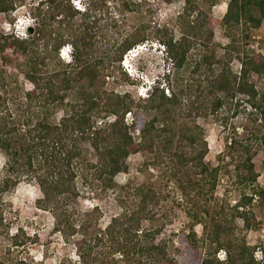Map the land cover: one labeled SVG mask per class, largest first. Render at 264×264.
Wrapping results in <instances>:
<instances>
[{
	"label": "trees",
	"instance_id": "1",
	"mask_svg": "<svg viewBox=\"0 0 264 264\" xmlns=\"http://www.w3.org/2000/svg\"><path fill=\"white\" fill-rule=\"evenodd\" d=\"M220 1L185 0L176 20L178 38L167 26L149 22L127 31L125 18L146 6L138 0H112L118 18L109 12L108 0H89L84 11L71 0H40L31 8L33 34L20 39L0 31V150L6 156L0 172V236L6 227L4 195L30 178L42 192L38 206L54 217V231L65 241L80 236L74 241L78 264H259L256 247L234 230L237 221L245 231L264 226L254 212L264 209V187L254 163L257 150H264V53L250 48L252 32L264 26V0H230L216 20L212 10ZM25 2L0 0V14L10 17ZM217 25L227 45L215 41ZM108 29L118 38L102 49L97 38ZM149 40L163 44L172 60L166 86L137 100L107 90L113 64L133 83L120 63ZM66 45L68 63L60 59ZM234 60L241 63L239 74L232 70ZM7 77L21 93L19 100L3 95ZM238 96L251 107L253 126L225 142L218 163L207 162L209 146L199 121L217 117L223 108L231 111ZM136 154L144 156L145 170L175 181L180 192L186 218L180 257H172L167 242L158 241L163 226L141 229L143 222H154L163 196L150 183L115 180ZM222 174L232 176L238 192L233 205L216 201ZM78 179L96 183L103 193H117L121 212L104 230L98 228L99 207L82 215L75 211ZM5 237L14 247L28 241L23 230ZM221 251L224 261L217 257Z\"/></svg>",
	"mask_w": 264,
	"mask_h": 264
},
{
	"label": "rangeland",
	"instance_id": "2",
	"mask_svg": "<svg viewBox=\"0 0 264 264\" xmlns=\"http://www.w3.org/2000/svg\"><path fill=\"white\" fill-rule=\"evenodd\" d=\"M40 0H26L23 5H19L16 10L7 16L0 14V31L4 33H11L12 27L20 21L21 24L32 23L31 28L34 29L35 22L31 15V8ZM228 0H221L217 7L212 10L213 16L219 20L222 14L226 11L225 5ZM109 12L112 16L118 18L115 9L112 7V0H108ZM138 2L145 3L141 13H133L125 18L127 31L132 30L133 26L139 25L141 22H149L152 26L163 27L167 26L172 30L175 38L180 35V30L176 25V20L179 14L182 13L185 6V0H173L172 3L166 4L155 0H138ZM75 9L79 6V0H71ZM82 5V4H81ZM106 24V22H104ZM252 40L250 48L257 53H264V26L252 32ZM30 34H27L26 38ZM118 38V34L112 30L107 31L105 37L99 36L97 41L102 49H110L114 41ZM215 41L221 45H227V39L220 26L215 28ZM158 41H146L136 49L133 54L136 55L135 59L143 57L140 62H132L140 70H143L144 75L137 77L133 72L132 77L120 63L122 70L127 74L128 78L133 82H128L119 72L118 65L113 64L107 74V90L115 91L120 94L129 93L136 100L146 98L151 91L146 87V81L151 82V78L161 77L168 68L167 61L161 55H149V43ZM254 42H258L259 47L253 49ZM70 47V45H68ZM64 48V47H63ZM71 50V49H69ZM66 48L63 49V57L60 54V59L68 63L71 60V53ZM125 59V56L123 60ZM122 60V61H123ZM232 70L234 73L239 74L241 71V63L234 60L232 63ZM173 69L171 68V73ZM188 72L186 73V76ZM143 78V79H141ZM7 93L6 96L16 97L20 99L21 93L13 89L10 77L6 78ZM166 94L169 92L166 90ZM21 104L20 101H18ZM12 107V103L9 104ZM251 107L247 103L244 96H238L231 111L223 108L217 117H209L200 120V124L205 129V135L209 146V153L206 161L210 163H218V156L224 149V144L231 138H239L245 134V127L251 128L253 126L252 119L249 116ZM235 112L237 113L236 115ZM62 116V112L57 115V118ZM129 124L132 123L130 115L127 116ZM228 142V141H227ZM91 160H95L90 156ZM144 156L136 154L129 157L127 164L128 170L116 175L115 180L119 184H126L131 182L133 186L140 185L143 182L150 183L154 189L163 196L160 204L155 208L154 222H143L141 229L151 228L152 225L163 226L162 233L158 237V241L163 240L169 246V254L172 257H180V244L181 230L185 225L186 218L183 215L181 208L180 192L175 185V181H166L155 170H145L143 168ZM229 161V158H226ZM6 163V156L0 150V172L3 170ZM254 163L257 172L260 174L258 182L260 186L264 187V150L259 149L254 157ZM233 172V166L230 167ZM77 190L79 197L74 202L75 211L82 215L83 213L99 207L102 211V217L99 221L98 228L104 230L111 220L118 216L121 212V206L116 200L117 193L109 191L103 193L96 183L82 182L77 180ZM238 192L235 191L232 184V176L221 175V180L218 185L215 198L219 203L227 201L233 205ZM42 198V192L38 184L30 178H22L14 190L7 193L3 197V211L6 227L4 228L3 236H0V264H78L79 257L77 255L76 246L74 241L80 238L77 235L70 241H65L61 235L54 231V217L49 211L43 210L38 206V201ZM256 221H263L264 209L254 208ZM235 235L246 236L249 245L256 247L255 258L259 264H264V226L259 229H252L250 231L243 230V223L237 221L235 225ZM19 230H23L25 236L28 238L27 243L21 247H14L10 244L9 238L5 237L6 233L9 235L16 234ZM200 239H204L203 233L199 234ZM219 260H225V252L221 251L218 256ZM118 260V257L116 258ZM116 264H124L118 260Z\"/></svg>",
	"mask_w": 264,
	"mask_h": 264
},
{
	"label": "clouds",
	"instance_id": "3",
	"mask_svg": "<svg viewBox=\"0 0 264 264\" xmlns=\"http://www.w3.org/2000/svg\"><path fill=\"white\" fill-rule=\"evenodd\" d=\"M88 1L89 0H79V6H78L77 9L80 10V11H84L86 9V7L88 6ZM18 23H21V22L19 21ZM18 23L16 24V26L12 27L13 30H17V29H19L21 27H25V26L28 25V24L25 25L23 23L18 25ZM28 33H29V31H28ZM22 39H25V38H22ZM149 45H150L149 50L147 49L146 52H149V55H153L152 53H154L156 55L157 54L161 55L162 58L167 61V66H168V68L166 69V72L161 77L151 78L152 79L151 82L150 81H146V87H147L148 91H152V89H154L156 86H160V87H165L166 86V79H167V76L171 74V68H173V65H172V60L170 59V57H169V55L167 53V50H166V48L164 47L163 44L157 43V42H151V43H149ZM139 46H141V45H139ZM139 46L137 48L133 49L132 51H129L125 55V59L121 62L123 68L125 69L126 72H128V74H130L132 77H134L132 75V73L134 72L137 75L138 78H139L140 74L144 75V73H143L144 71L140 70L132 62H140L141 60L144 59L143 57L135 59L136 55L133 54V52L136 49H139ZM64 48H66V47H64ZM63 49L60 52L62 57H63ZM69 49H70V47H68V50ZM69 51L71 53V50H69ZM70 61L71 60H69L68 62H70ZM141 79H143V78H141Z\"/></svg>",
	"mask_w": 264,
	"mask_h": 264
},
{
	"label": "built area",
	"instance_id": "4",
	"mask_svg": "<svg viewBox=\"0 0 264 264\" xmlns=\"http://www.w3.org/2000/svg\"><path fill=\"white\" fill-rule=\"evenodd\" d=\"M21 23H18V25H20ZM32 26V23H29L27 26L25 27H21L17 30H13L11 31V34H14L16 37L18 38H26L28 31H29V28ZM259 47V44L258 42H254V45H252V48L253 49H257Z\"/></svg>",
	"mask_w": 264,
	"mask_h": 264
},
{
	"label": "crops",
	"instance_id": "5",
	"mask_svg": "<svg viewBox=\"0 0 264 264\" xmlns=\"http://www.w3.org/2000/svg\"><path fill=\"white\" fill-rule=\"evenodd\" d=\"M229 1H230V0H228V1H227V4L225 5L226 10H227V5H228ZM216 7H217V6H216ZM225 12H226V11H225ZM225 12L222 14V16L225 14ZM222 16H221V17H222Z\"/></svg>",
	"mask_w": 264,
	"mask_h": 264
},
{
	"label": "water",
	"instance_id": "6",
	"mask_svg": "<svg viewBox=\"0 0 264 264\" xmlns=\"http://www.w3.org/2000/svg\"><path fill=\"white\" fill-rule=\"evenodd\" d=\"M33 31H34L33 28H30V29H29V34H30V35L33 34Z\"/></svg>",
	"mask_w": 264,
	"mask_h": 264
}]
</instances>
